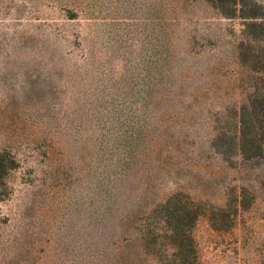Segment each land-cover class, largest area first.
I'll return each mask as SVG.
<instances>
[{"label":"rangeland","instance_id":"1","mask_svg":"<svg viewBox=\"0 0 264 264\" xmlns=\"http://www.w3.org/2000/svg\"><path fill=\"white\" fill-rule=\"evenodd\" d=\"M238 10L0 0V264L178 262L141 231L176 193L197 264H264V0ZM251 123L260 154L214 147Z\"/></svg>","mask_w":264,"mask_h":264},{"label":"trees","instance_id":"2","mask_svg":"<svg viewBox=\"0 0 264 264\" xmlns=\"http://www.w3.org/2000/svg\"><path fill=\"white\" fill-rule=\"evenodd\" d=\"M205 1L212 4V6L218 9L220 14L226 17H257L256 14L249 11L239 12L238 0ZM241 10H243V8L240 9V11ZM76 13L80 16V18L83 17L85 21H89L87 17L88 12L86 10H78ZM241 124L244 127H247V119L245 116L242 117ZM225 144L231 145L233 149L235 146V149H238L242 154L244 153L247 156L257 155L256 153L258 152L256 151L251 152L253 151V148H259V150H256L259 151V154L261 153L260 138L257 136V130L254 123H251L249 131L244 130V132L242 131V135L239 136L228 135L225 131L220 132L219 130L218 134H215L213 138V145L218 149H222L221 147ZM0 165H6L2 159L0 160ZM182 202L180 194L177 195L176 193L169 196L163 202L157 203L155 207L151 209L150 213H152L155 217L160 215L166 216L171 229L165 230L162 226L157 227L150 224L144 225L141 230L147 234L144 245L148 248L150 247L154 251H156V249L158 250L159 248H157V246L160 245V237L165 236L167 231H170L172 242H170L167 247L174 249V252L171 254L175 255L178 260V262L176 261L173 264H197V253L191 234V227L201 213L198 205L194 201L189 200L187 208L186 205L183 207L181 206Z\"/></svg>","mask_w":264,"mask_h":264}]
</instances>
